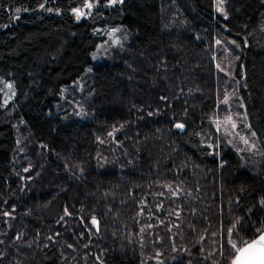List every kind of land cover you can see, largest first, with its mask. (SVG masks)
<instances>
[{
  "label": "trees",
  "instance_id": "trees-1",
  "mask_svg": "<svg viewBox=\"0 0 264 264\" xmlns=\"http://www.w3.org/2000/svg\"><path fill=\"white\" fill-rule=\"evenodd\" d=\"M223 3L0 0V264H231L264 231V0ZM221 38L255 151L217 140Z\"/></svg>",
  "mask_w": 264,
  "mask_h": 264
},
{
  "label": "rangeland",
  "instance_id": "rangeland-1",
  "mask_svg": "<svg viewBox=\"0 0 264 264\" xmlns=\"http://www.w3.org/2000/svg\"><path fill=\"white\" fill-rule=\"evenodd\" d=\"M218 6L221 10H218ZM217 10L221 13L224 12L223 0H217ZM102 31L105 36L93 51L92 59L94 63L111 56L115 50H120L125 47V44L130 38V32L127 30L126 26L122 24L109 26ZM218 46L223 53L221 58H219L223 85L217 109L212 117L218 133L217 140L224 139L238 150L255 151L258 147L256 135L246 118L245 107L240 98L239 86L235 77L234 67L237 60V48L236 46L234 47L232 41L226 38L219 39ZM91 66L92 65H89L87 67L86 75L92 70ZM86 75L80 78L74 86L64 88L63 96H70L78 101L80 97H77V95L83 93L82 87L86 81ZM0 92L2 93L4 104H8L15 95L14 83L0 76ZM225 101L227 102L225 103ZM82 109L83 108L79 106L78 112H81ZM16 127L18 126L16 125ZM245 140L247 143H245ZM210 144L213 145L212 142H210ZM24 148L25 147H20V153L26 151ZM30 152L31 149L27 151L28 154H30Z\"/></svg>",
  "mask_w": 264,
  "mask_h": 264
},
{
  "label": "snow or ice",
  "instance_id": "snow-or-ice-1",
  "mask_svg": "<svg viewBox=\"0 0 264 264\" xmlns=\"http://www.w3.org/2000/svg\"><path fill=\"white\" fill-rule=\"evenodd\" d=\"M89 7H91V5H89ZM218 10H221L219 6ZM226 102L227 101H225V103ZM177 127L183 128V125L178 124ZM245 143H247L246 140ZM93 223H96V221H93ZM257 246L259 247L256 252H253L246 258L242 259V257H245V254H248L251 249H257ZM233 247H235V245H233ZM239 251L240 255L237 256L236 261H234V264H264V234H261L257 240L252 241L251 244H249L245 248L240 249Z\"/></svg>",
  "mask_w": 264,
  "mask_h": 264
},
{
  "label": "water",
  "instance_id": "water-1",
  "mask_svg": "<svg viewBox=\"0 0 264 264\" xmlns=\"http://www.w3.org/2000/svg\"><path fill=\"white\" fill-rule=\"evenodd\" d=\"M261 234H264V231L261 232V233H260L257 237H255L253 240L247 242V243H246L245 245H243L240 249L247 247L249 244L252 243V241L257 240ZM258 247H259V246H257V249H251L250 252H249L248 254H245V257H242V259L246 258L248 255L252 254L253 252H256V251L258 250ZM240 249H239V250H240ZM239 250H238V252L236 253V255H235V257H234V259H233V261H232L231 264H234V261H236L237 256L240 255V251H239Z\"/></svg>",
  "mask_w": 264,
  "mask_h": 264
}]
</instances>
